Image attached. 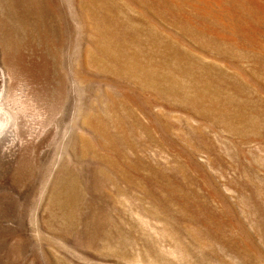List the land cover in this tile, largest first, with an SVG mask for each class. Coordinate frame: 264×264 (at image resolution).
<instances>
[{"label": "rangeland", "instance_id": "obj_1", "mask_svg": "<svg viewBox=\"0 0 264 264\" xmlns=\"http://www.w3.org/2000/svg\"><path fill=\"white\" fill-rule=\"evenodd\" d=\"M152 1L0 0V264H264V0Z\"/></svg>", "mask_w": 264, "mask_h": 264}, {"label": "bare ground", "instance_id": "obj_2", "mask_svg": "<svg viewBox=\"0 0 264 264\" xmlns=\"http://www.w3.org/2000/svg\"><path fill=\"white\" fill-rule=\"evenodd\" d=\"M169 1L170 0H153L152 2L153 3H156L155 5L159 4L161 6V8H162V12L165 11L168 14H171L172 15V14H174V10H177V5H174V4H172V2H169ZM170 4H171V6H170ZM241 4H243V6H244V3H241ZM250 15H252V14H250ZM171 17H173V16H171ZM225 27H226V24H225ZM243 35H245V34H243ZM262 47L264 48V45ZM258 48H260V47H258ZM248 53H249V51H248ZM137 54L138 53L133 54L131 56V60H128V61H125V59L123 57H121L119 59V64H121L120 68L123 67L128 72H131L132 71V67H133V70L134 69H137L138 70V73L137 74L140 75V76H142V77H144V80L142 82H145V83H148V82L151 83L152 81H150L149 78L150 77H155L157 75L156 80H159L160 81V85L162 86V89L166 93H168L170 95H177V96H179L180 100L185 105L194 107L195 109H197L198 111H200L201 113L206 114V115L213 114L218 120L221 119L219 121L222 122V123H224V124L226 123L228 125H232L233 127L242 128V124H241V122H242L241 120L242 119L241 118L238 119V120H236L234 118V116H235L234 114H230L228 111H226L224 109H218V106L222 103V101L220 100L219 97H212L213 98L212 100L209 99V95L211 94L212 91H206V89H204L203 86L201 84H199L196 80H194L193 82H191L190 80H186V79H184L181 76L174 75L173 74V70L169 69L166 65L163 66L162 69L159 67L160 68L159 69V68H155L152 65L141 64V62L137 59V56H138ZM250 54H252V53H250ZM250 57H248V59ZM255 59H257V61L260 62V59H263V58H261V56H260V57L255 58ZM159 81L158 82L156 81V82L159 83ZM243 84H244V89L247 90L249 88V87L247 88V86H248L247 81L244 80L243 81ZM218 91L220 93H222V90L221 89H219ZM203 92H207V93H203ZM200 93H201V95H200ZM250 101L251 100L249 99V102ZM228 106H231V105H228ZM247 109H248V107H245L244 108V110L246 112H249V111H247ZM246 112H245V116H244L243 111L241 112V116L244 119V121L246 119V115L248 114V113L246 114ZM253 114L256 116V112L253 113ZM260 115L263 116V114H261V113H260ZM254 124L256 126H258V122L255 121Z\"/></svg>", "mask_w": 264, "mask_h": 264}]
</instances>
